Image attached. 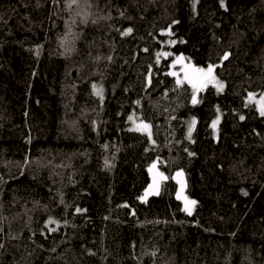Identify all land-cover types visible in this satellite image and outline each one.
<instances>
[{
	"label": "trees",
	"instance_id": "trees-1",
	"mask_svg": "<svg viewBox=\"0 0 264 264\" xmlns=\"http://www.w3.org/2000/svg\"><path fill=\"white\" fill-rule=\"evenodd\" d=\"M69 3L0 0V264H264V0Z\"/></svg>",
	"mask_w": 264,
	"mask_h": 264
},
{
	"label": "snow or ice",
	"instance_id": "snow-or-ice-1",
	"mask_svg": "<svg viewBox=\"0 0 264 264\" xmlns=\"http://www.w3.org/2000/svg\"><path fill=\"white\" fill-rule=\"evenodd\" d=\"M85 2L87 3V0H85ZM76 4H78V0H70V3H69L68 6L71 7L72 5H76ZM221 6H223V0H222V3H221ZM131 32H132V29L129 28L123 33V35H129ZM169 35H171V33H169ZM170 43L174 44L175 41H171ZM145 51H147V50L145 49ZM170 55H171V53H168V52H160V53H158L157 54V61H156L157 64L159 63V58L161 56L166 58V57H168ZM228 55L229 54L225 53L223 59L227 60L228 59ZM109 59H111V58L109 57ZM184 59L185 58L183 56H177L175 61L172 64L173 68H175L177 64L181 65V69L184 72L183 80H181L179 78V74L176 73V72H169L167 74L177 77V79H176L177 86L182 85L185 81L188 84H190V86L192 88V103L193 104H196V103L200 102L197 99V93L202 91V90H204V88L209 83H212L217 88L218 91L223 90V88H224L223 83H221L217 79V77L214 75L215 66L209 64L207 69L199 68V67H192L190 65H184L183 64ZM150 76H151V74H149V83L151 82ZM92 87L94 89L95 95H97L102 101L103 100V89H97V86L95 84H93ZM252 100H254V95L250 93L249 94V101H252ZM258 103H259V107H258L257 110L259 112V115L264 117V96L261 97V99H260V101ZM137 104H139V101H137ZM129 119L132 120L133 118L130 116ZM240 119L243 120L244 117L241 116ZM195 123H196V121L193 120L191 125L189 126V130H188V137L189 138H191L192 128L195 125ZM218 123H219V117H217V119L212 122L213 129H216V126H217ZM151 127L152 126L150 124L141 122L139 125L136 126V128L134 130L135 131L146 132L147 135H148L149 140H151L152 139ZM153 143H155V142L153 141ZM190 155H191V153H190ZM106 163H107V161H106ZM156 167H157V165L155 163H153L151 165V167L149 168V172L153 173V176H152V181L153 182L149 186V190L146 191L144 196L140 198L142 201H144L145 198L149 195V192L158 195L159 194V188H160V181L167 179V177H165L163 175V173H159V172H155L154 171L156 169ZM176 176L177 177H182L183 173L182 172H177ZM177 183L181 184V192H179L177 194V199H181V198L184 199L185 206H184L183 211H185L190 216V215H192V212H193L197 202L195 200H189L187 197H183L182 196V192H183L184 184L179 179L177 180ZM124 206L127 207V205H124ZM76 211L79 212L81 210L78 208V209H76ZM52 224L57 225V227L59 226V222L58 221L53 220V219H49L47 224L45 225V227H48V225H52ZM49 231L55 232L56 228H49ZM0 247H2V245H0Z\"/></svg>",
	"mask_w": 264,
	"mask_h": 264
},
{
	"label": "rangeland",
	"instance_id": "rangeland-1",
	"mask_svg": "<svg viewBox=\"0 0 264 264\" xmlns=\"http://www.w3.org/2000/svg\"><path fill=\"white\" fill-rule=\"evenodd\" d=\"M186 65H188V64H186ZM190 66H192V67H193V65H190ZM171 72H177V71H176V70H172ZM180 74H182V75H183V77H184V72H183L182 70L180 71ZM181 80H183V78H181ZM189 86H190V84H189ZM207 86H213V87H214V89H216V90H217V88H216V87H215V86H214L212 83H209ZM207 86H206V87H207ZM190 87H191V86H190ZM206 87H205V88H206ZM205 88H204V89H205ZM217 91H218V90H217Z\"/></svg>",
	"mask_w": 264,
	"mask_h": 264
}]
</instances>
